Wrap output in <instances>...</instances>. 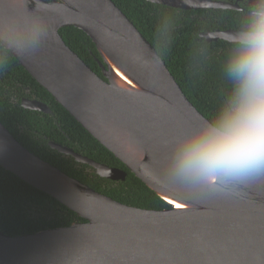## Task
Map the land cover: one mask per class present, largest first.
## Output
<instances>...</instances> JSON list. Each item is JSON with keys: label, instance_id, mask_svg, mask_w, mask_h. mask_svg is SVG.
<instances>
[{"label": "water", "instance_id": "obj_1", "mask_svg": "<svg viewBox=\"0 0 264 264\" xmlns=\"http://www.w3.org/2000/svg\"><path fill=\"white\" fill-rule=\"evenodd\" d=\"M74 27L94 44L102 78L63 42ZM240 32L223 41L236 43ZM0 45L101 146L170 208L120 204L25 149L0 123V167L84 223L8 237L0 264H264V174L221 185L173 171L181 143L211 124L183 94L165 62L111 0H0ZM23 109L50 114L36 99ZM97 176L125 181L53 142Z\"/></svg>", "mask_w": 264, "mask_h": 264}, {"label": "trees", "instance_id": "obj_2", "mask_svg": "<svg viewBox=\"0 0 264 264\" xmlns=\"http://www.w3.org/2000/svg\"><path fill=\"white\" fill-rule=\"evenodd\" d=\"M111 1L156 50L196 110L210 123L216 121L233 95L235 84L227 65L237 45L219 43L218 47H225L228 54L219 53L218 48L201 47L189 31L174 28L172 20L165 23L144 0ZM59 35L65 45L102 78V59L91 40L74 27L61 28ZM22 98L39 100L49 108L50 114L23 109ZM0 123L30 153L90 189L133 208L156 211L170 208L84 130L1 45ZM48 142L98 164L124 170L127 177L123 182L100 178L91 167L51 149ZM84 222L53 198L0 167L2 234L17 237Z\"/></svg>", "mask_w": 264, "mask_h": 264}, {"label": "clouds", "instance_id": "obj_3", "mask_svg": "<svg viewBox=\"0 0 264 264\" xmlns=\"http://www.w3.org/2000/svg\"><path fill=\"white\" fill-rule=\"evenodd\" d=\"M227 65L235 87L216 121L185 139L172 167L184 180L215 177L221 185L264 174V0L249 13Z\"/></svg>", "mask_w": 264, "mask_h": 264}, {"label": "flooded vegetation", "instance_id": "obj_4", "mask_svg": "<svg viewBox=\"0 0 264 264\" xmlns=\"http://www.w3.org/2000/svg\"><path fill=\"white\" fill-rule=\"evenodd\" d=\"M144 1L165 23L172 20L174 28L189 31L193 40L201 47L218 48V52L223 51L224 54H228V50L218 47V44L237 45L223 41V37H226L228 32L243 31L251 9L258 3V0Z\"/></svg>", "mask_w": 264, "mask_h": 264}]
</instances>
